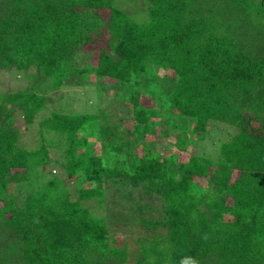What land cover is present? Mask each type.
<instances>
[{"label": "trees", "instance_id": "obj_1", "mask_svg": "<svg viewBox=\"0 0 264 264\" xmlns=\"http://www.w3.org/2000/svg\"><path fill=\"white\" fill-rule=\"evenodd\" d=\"M140 1L135 16L117 0H0V71L28 80L0 93V264H264V0ZM159 70L164 88L146 78ZM75 73L125 88L131 128L48 111ZM19 116L37 133L24 153ZM211 126L233 130L197 153ZM155 128L172 139L162 152ZM51 164L91 186L72 196ZM111 185L129 211L154 199L161 216L117 234Z\"/></svg>", "mask_w": 264, "mask_h": 264}, {"label": "rangeland", "instance_id": "obj_2", "mask_svg": "<svg viewBox=\"0 0 264 264\" xmlns=\"http://www.w3.org/2000/svg\"><path fill=\"white\" fill-rule=\"evenodd\" d=\"M117 4L129 14L135 16H139L145 11L140 0H117ZM102 14L104 16L106 12L103 11ZM148 76L149 77L146 78H148L149 81L159 82L160 88H164L165 86L171 84V80L167 75H165L163 70H159L152 76ZM68 81L69 84H65L58 91H50L48 93L50 98V101L48 102L49 105L47 107L48 111L59 110L63 112L72 111L79 113H97L100 110H105L110 116V121H117L119 118H122V126L131 128L132 121L130 119L128 120L127 118H124L125 115L128 116V114H130L131 105L128 103V101H126V89H123L121 85L117 83L102 85V83H98L94 79L92 74H89V77L86 78L80 73L72 74L69 76ZM27 82V77L21 72H14V70H12V72L0 71V93L2 94L22 89L26 86ZM142 83L143 88H140V90L144 91L146 90L144 89L145 86H147L146 80H143ZM153 84L154 83H152L151 87ZM98 91L101 93L99 96L97 95ZM145 101L146 99L144 97L140 98L141 103H144ZM43 115L44 114L41 113L38 118H41ZM21 120L22 119L19 116L17 126L20 129V135L17 140V145L20 152L24 153L27 148L33 147L37 142V140L35 141L37 138V133L35 132V125L31 124L23 126ZM224 129V126H213V128L212 126L208 127V132L205 137L197 142L195 151L197 153L208 154L212 149L214 150L212 145L214 146L213 142L215 137L231 132L233 127H230V129L227 131ZM155 132L158 133V136L156 135L155 139L159 151L162 152L164 149H168V144L172 139L166 138L161 132H159V128H155ZM138 139H141V137ZM60 154L62 153H59L58 151H52L53 158H62ZM106 155L107 154L104 153L105 157H107ZM212 155L214 157V154ZM187 156L188 153H183L179 155V159L184 160ZM47 170H49L53 176L64 179L66 187L72 196L76 195V188H89L91 186L89 183H85L83 180L76 182L66 181L65 172L58 165L51 164L47 167ZM198 183L199 185H204L201 182ZM39 185L40 182L31 180L29 184H27V189L28 191H31L32 189L39 187ZM108 188L109 189H107L108 191L106 195L107 199L113 200L115 205L112 207L111 205L107 204V214L113 215L115 222L111 224L118 229L117 232L119 233L117 234H124L123 236L129 235L132 237V234L137 235L138 233H142L145 231V229H142L141 225L138 223V218L140 216L144 215L153 218H158L161 216V207L158 200L146 199L144 202L143 211L141 213H134L132 212V208H130V211L128 210L127 204L123 205L119 203V196L116 192L115 185H111ZM125 216H127V219L123 220L122 217Z\"/></svg>", "mask_w": 264, "mask_h": 264}, {"label": "clouds", "instance_id": "obj_3", "mask_svg": "<svg viewBox=\"0 0 264 264\" xmlns=\"http://www.w3.org/2000/svg\"><path fill=\"white\" fill-rule=\"evenodd\" d=\"M188 259L190 261V264H197V261L194 258L189 257Z\"/></svg>", "mask_w": 264, "mask_h": 264}]
</instances>
